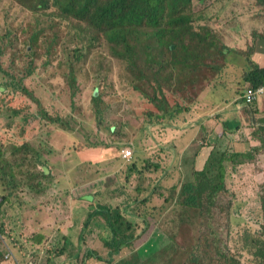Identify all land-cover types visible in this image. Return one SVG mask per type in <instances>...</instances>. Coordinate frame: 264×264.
Wrapping results in <instances>:
<instances>
[{"label": "rangeland", "instance_id": "obj_1", "mask_svg": "<svg viewBox=\"0 0 264 264\" xmlns=\"http://www.w3.org/2000/svg\"><path fill=\"white\" fill-rule=\"evenodd\" d=\"M192 3L191 26L202 36L210 33L213 51L206 52L198 43L193 55L199 51L203 56L193 61V67H178L173 75L169 67L162 69L158 82L163 94H159L153 74L156 66L148 71L151 80L134 83L138 71L132 75L122 60L110 55L102 36L85 23L60 16L51 5L34 11L30 1L26 8L15 0H0L1 264H7L6 260L16 264H133L135 256L143 263L156 252L153 242L159 248L154 241L158 236L171 247L167 253L175 252L171 264H185L203 236L202 223L197 210L183 207L178 195L194 169L195 152L201 150L196 158L200 170L215 147L229 155L249 151L252 158L242 164L226 162L227 192L220 198L221 205L231 203L232 215L229 222L214 228L212 238L229 232L224 246L228 258L237 264H257L253 255L256 231L264 238V141L258 135L263 140L264 135L251 121L259 124L264 119V103L246 105L248 111L239 119L224 112L227 128L221 130L208 120L220 118L215 113L209 118L187 113L179 120L158 121L160 112L150 97L162 105L159 100L164 95L166 107L168 102L170 109L191 105L192 111L199 96L205 102L203 97L217 94L205 86L210 78L225 87L226 55L218 51L231 32L241 35L237 26L249 40H259V50L264 51V4L260 0ZM32 33L37 37L30 41ZM212 65L220 76L208 70ZM20 82L27 92L17 89ZM134 84L143 86L144 94ZM93 94H102L98 107ZM174 141L184 142V147H176ZM12 145H29V155L19 156L32 163L24 165L19 160L8 167ZM182 149L184 154L177 152ZM33 162L38 170H50L53 180L45 189H33L26 179L25 174L34 171ZM108 178H114V184L97 191L92 200L75 195L81 187ZM101 206L119 208L132 222L133 245L111 253L108 221L96 212ZM87 250L105 261L87 257Z\"/></svg>", "mask_w": 264, "mask_h": 264}, {"label": "trees", "instance_id": "obj_2", "mask_svg": "<svg viewBox=\"0 0 264 264\" xmlns=\"http://www.w3.org/2000/svg\"><path fill=\"white\" fill-rule=\"evenodd\" d=\"M15 1L26 8L29 1L34 3V7L31 9L34 11L51 5L57 8L60 16L65 18L72 17L78 22L85 23L87 28L95 30L102 36V40L109 46L110 55L122 60L127 68L130 69L132 75H135V70L138 71L139 74L134 83L151 80L147 79L148 71L152 69H150L152 65L156 66L153 74L157 83L156 89L159 91V94H163L160 86L161 83L158 82V77L162 69L169 67L170 75H173L174 70L178 67L181 70L189 69L188 67H193V61L199 60L203 56L199 51L193 55L197 52L198 43L206 52L209 50L212 52L215 45L209 32H206L202 36L199 32L193 30L191 26L192 16L194 14L192 11V0ZM260 2L264 4V0H260ZM35 37L37 35L32 33L29 38L30 41ZM152 37L157 40V47ZM226 50L229 52L230 47L225 44L220 45L218 55H226ZM74 51L76 52L77 50ZM46 52L48 53V51ZM167 52L170 54L169 59H166L168 58ZM159 55L164 58L161 59ZM81 57L82 55L78 54L77 58L80 59ZM208 70L212 72L218 69L215 68V65H212L209 66ZM31 73L29 71L27 75H31ZM212 81L209 78V83ZM245 82L249 83L248 88H255L264 84V69H260L256 65L253 71L245 77ZM72 84L74 83L72 82ZM3 86H6V84ZM247 87L241 88L240 93L237 94L242 103H244L243 96L248 89ZM134 88L144 94L145 88L143 86L134 84ZM17 89L26 92L28 90L21 82L18 84ZM1 90L3 91L4 88H1ZM212 92H215V90ZM101 96L102 94L98 96L93 94L94 105L96 107L101 102ZM159 101L162 105H159L154 100V97H150V102L154 103L160 112L156 116L158 121L169 119L179 120L185 114L191 112V105L183 109L177 107L170 109L168 102V106L166 107L167 101L164 95H162ZM257 103H259V99L247 105H257ZM13 114L16 115L17 112L14 111ZM150 117L154 116L150 115ZM208 120L215 122L218 118H210ZM252 122L258 125L259 133L264 135V119L259 124L258 121L253 119ZM258 138L264 141L262 136L258 135ZM21 148L13 145L9 147L10 154L7 157H10L9 159L12 160H6L8 167L14 165L12 162H19V160H22L24 165L32 163V160H29L25 156H19L21 153L23 155H29V153H26L31 150L29 145H24ZM251 158L252 156L249 151L245 153L236 152L229 155L226 150H219L215 147L210 152L203 169L196 170L194 168L191 176L187 177V180L181 186V191L178 195L179 203L185 208L193 207L197 210L202 223L200 232L203 233L200 241L193 247L195 251L191 259H187L185 264H237L234 259L228 258L224 247L227 243L226 236L229 232L223 233L222 231L218 239H213L212 234L214 233L215 237V232H213L214 228L225 222H229L232 215L231 203L221 205L223 197L220 198L227 192L225 182L226 162L230 160L231 162L242 164ZM236 159L239 160L236 161ZM33 167L34 171L31 170V173L25 174L26 179L30 181L33 189H45L47 182H52V176L50 173H47L48 170L46 167L38 170L34 162ZM9 178L14 180L13 175ZM261 195L262 209L264 211V191ZM100 213L104 214L108 220L107 228L110 240H108L107 246L110 248L112 254L120 252L123 247L133 245L134 239L136 238L135 226L126 216L122 215L123 213L119 208L111 210L104 207ZM229 226L230 224L226 226L227 230ZM259 232L258 230L256 231L253 240V248L255 249L253 255L257 264H264V238L258 235ZM261 234L264 236V225ZM154 241L159 245V248H157L154 242L152 243L153 250L156 251L152 254L153 256L143 263L135 256L133 264L172 263L175 259V252L173 250L172 254L170 252L167 253L169 249L171 250L167 241L159 236ZM147 249H151V246H148ZM89 255L93 256L92 252ZM98 259L101 260L100 257ZM111 263L112 261L109 264Z\"/></svg>", "mask_w": 264, "mask_h": 264}, {"label": "crops", "instance_id": "obj_3", "mask_svg": "<svg viewBox=\"0 0 264 264\" xmlns=\"http://www.w3.org/2000/svg\"><path fill=\"white\" fill-rule=\"evenodd\" d=\"M237 29H239L241 32L240 36H237V35L234 36L233 33L230 31L232 34L230 33V35L226 39V45L230 47V51L227 52V50H226V59L224 60L226 68H225V76L223 78V81L225 83V87H226V85L228 87L225 88V87L219 86L217 80H213L212 82L207 83L206 84V90H210V91L215 90V93H217V94L206 95L205 97H203L205 102L202 100L201 96H199L198 97V99H199L198 104L194 106L193 110L190 113H188V116L193 115L195 117L199 116L202 118H205V117L209 118V117H211V115L214 116V113H215L216 116H220V118L216 117V118H218V120H215L214 124L215 125L219 124L221 127V130L224 129L223 126H225V128H227V126L225 125L226 113H224V112H227V114H232V116L239 119L242 116H244L245 110L248 111V107L239 100V95H237L236 92H238L239 89L241 90V88L248 86L249 83L245 82V77L248 76L249 73L253 71V69L256 65L260 69H264V51L259 50V48H260V46L258 44L259 40L255 43L252 40H249V38L247 37L246 34H242L243 32H245L242 27L238 28V26H237ZM248 49L250 51H248ZM239 52H242V55L239 54ZM217 71L218 70L215 71L216 77L220 76V75H218V73L220 71H218V72ZM219 93H221V94H219ZM224 93H226V94H224ZM263 101H264V97L259 98V103H257L256 106L259 107L260 105H262ZM206 110L208 112L204 113V111H206ZM223 122H224V125H223ZM241 124H246L245 120L241 119ZM251 124H252V121H251ZM237 126H238V124H237ZM178 129H180V128H178ZM228 129H231V127H229ZM237 130H238V132L240 131L239 129H237ZM184 142H187L189 145L193 144V141H191V140H185ZM184 142L174 141V144L176 147L181 146V148H183L184 146H182L181 143H184ZM200 151L197 153L198 156L200 154ZM177 152L184 154L183 149L177 150ZM183 154L181 155V157L184 156ZM209 155H210V151H209L208 156ZM208 156H207V158H208ZM197 157H195V159H194V168L196 170H198L196 168V162H197L196 158ZM207 158L204 160L203 167H204V164H205ZM185 159H186V155H185ZM180 161H182V160L180 159ZM203 167H202V169H203ZM47 173H50V170H48ZM166 173H168V171ZM163 178H165V175L163 176ZM116 180H117V178H116ZM113 184H114V178H108V179H105L102 181L93 182L91 184H88L86 186L81 187L79 190H77L75 195L80 194V198L87 199L90 201V200H92V196L95 195V193L97 191L101 190L104 187L111 186ZM103 208H104V206H101L96 212L100 213V211ZM106 219H107V217H106ZM86 225L87 224L85 222L84 226H86ZM84 226H83L82 231H84ZM91 252H92L91 250H87L86 252H84V255H86L87 257L91 256V255H89ZM78 255H79V253L77 252L72 257L76 258ZM92 255L94 257L92 256L90 258H94L100 262L105 261V259L100 254H97L98 255L97 256V255L93 254V252H92ZM109 255H110V252H108V257H109ZM98 257H100L101 260H99ZM90 258H88V259H90ZM5 262H7V264H9V263L10 264H12V263L16 264L17 263L16 261L10 262L8 260H6Z\"/></svg>", "mask_w": 264, "mask_h": 264}, {"label": "built area", "instance_id": "obj_4", "mask_svg": "<svg viewBox=\"0 0 264 264\" xmlns=\"http://www.w3.org/2000/svg\"><path fill=\"white\" fill-rule=\"evenodd\" d=\"M264 96V84L255 88H248L243 96L244 104H252L254 101ZM33 264V263H27Z\"/></svg>", "mask_w": 264, "mask_h": 264}]
</instances>
